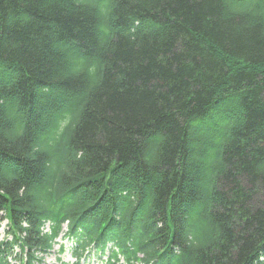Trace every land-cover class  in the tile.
<instances>
[{"label": "trees", "instance_id": "obj_1", "mask_svg": "<svg viewBox=\"0 0 264 264\" xmlns=\"http://www.w3.org/2000/svg\"><path fill=\"white\" fill-rule=\"evenodd\" d=\"M0 192V264H264V0H0Z\"/></svg>", "mask_w": 264, "mask_h": 264}, {"label": "bare ground", "instance_id": "obj_2", "mask_svg": "<svg viewBox=\"0 0 264 264\" xmlns=\"http://www.w3.org/2000/svg\"><path fill=\"white\" fill-rule=\"evenodd\" d=\"M36 104H37L36 102H32L33 111L31 112V114L34 115V117L37 116L38 114H40V116H42L44 114V112H40V110L37 111V108L39 107V105H36ZM49 106H50V103L47 102L45 104V107L47 108ZM212 110H213L212 106L208 107L206 112L204 114H202L201 117L193 118V119H195L193 124H192V122H190L191 123L190 126H192L194 131H197V133L195 135V141L197 140V143H198L197 147L203 151L202 153L204 154L203 155L204 160L206 159V155L211 156V155L217 153V151L220 148V145L223 142V138L225 136L224 135V129H225L224 128V120L222 119L219 112L212 111ZM199 143H201L202 146ZM0 195H2V192H0ZM22 214H24L25 217H29V213L27 211H23L22 213L17 212V211H11L10 209L0 211V226H1V223L5 221V226H7L6 228H7L8 235H10V239L6 238V239H2V240H7V239L9 241L12 240V236H11V234H9V231L12 229L13 226H15V223H18L17 221H20V224L23 227L28 226L29 222H28L27 218L21 219ZM46 226H48L47 229H45ZM63 227H66V231L68 230V222L67 221H65L61 224L60 232L55 239H57L60 236V234L64 231ZM43 231L45 233H50L49 222H46L44 224L42 232ZM66 231H65V233H66ZM65 233H64V236H65L64 238L67 239L68 241H71V243H72L70 251H71L72 256L74 257V255L72 253L73 241L68 239L66 237ZM60 245H61V247H63V250H61V252H62V251H64L65 248H64L63 244H60ZM15 248H18V247H16V245L13 247L14 252H15ZM18 251H19V248H18ZM89 257L90 256H88L82 260L83 261L87 260ZM74 259H75V261L72 264H76V258L74 257ZM82 260H81L80 264L82 263ZM8 262L10 264L9 257H8ZM19 264H20V261H19ZM36 264H38V263H36Z\"/></svg>", "mask_w": 264, "mask_h": 264}, {"label": "rangeland", "instance_id": "obj_3", "mask_svg": "<svg viewBox=\"0 0 264 264\" xmlns=\"http://www.w3.org/2000/svg\"><path fill=\"white\" fill-rule=\"evenodd\" d=\"M7 226H5V221L1 223L0 226V241L2 239L9 238L10 235H8L7 232ZM48 226L45 227L47 229ZM63 232L60 234V236L56 239L57 243L54 245V247L51 249L50 252L44 255L43 260L38 264H72L75 259L71 254L70 248L72 246L71 241H68L64 237V233L66 231V227H63ZM60 244L64 245V251L61 252V246ZM18 251V248H15V252ZM16 253L9 256L10 264H19V260L17 259ZM17 259V260H16ZM105 258H100L99 255L93 254L90 256L87 260H82L81 264H102V260Z\"/></svg>", "mask_w": 264, "mask_h": 264}]
</instances>
